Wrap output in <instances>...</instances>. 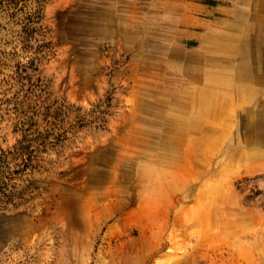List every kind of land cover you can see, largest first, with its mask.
<instances>
[{"label": "rangeland", "instance_id": "374dc122", "mask_svg": "<svg viewBox=\"0 0 264 264\" xmlns=\"http://www.w3.org/2000/svg\"><path fill=\"white\" fill-rule=\"evenodd\" d=\"M0 264H264V0H0Z\"/></svg>", "mask_w": 264, "mask_h": 264}]
</instances>
